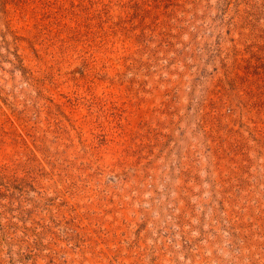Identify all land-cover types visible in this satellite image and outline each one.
Listing matches in <instances>:
<instances>
[{
	"label": "rangeland",
	"instance_id": "obj_1",
	"mask_svg": "<svg viewBox=\"0 0 264 264\" xmlns=\"http://www.w3.org/2000/svg\"><path fill=\"white\" fill-rule=\"evenodd\" d=\"M0 264H264V0H0Z\"/></svg>",
	"mask_w": 264,
	"mask_h": 264
}]
</instances>
